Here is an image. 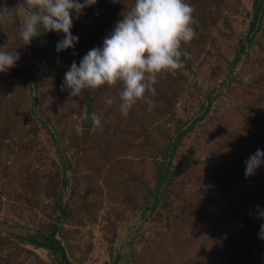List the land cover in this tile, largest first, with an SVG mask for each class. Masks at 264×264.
Masks as SVG:
<instances>
[{
	"label": "rangeland",
	"instance_id": "rangeland-1",
	"mask_svg": "<svg viewBox=\"0 0 264 264\" xmlns=\"http://www.w3.org/2000/svg\"><path fill=\"white\" fill-rule=\"evenodd\" d=\"M189 1L199 23L185 67L155 85L151 110L125 118L120 88L62 91L71 55L46 33L23 46L24 0H0L17 7L0 47L21 46L0 73V264H58L27 239L55 224L73 264H264V219L250 212L264 208V182L247 199L237 186L243 161L264 151V15L249 40L254 0ZM133 3L103 0L79 29L82 48L102 47ZM255 173L264 181V163Z\"/></svg>",
	"mask_w": 264,
	"mask_h": 264
},
{
	"label": "clouds",
	"instance_id": "clouds-1",
	"mask_svg": "<svg viewBox=\"0 0 264 264\" xmlns=\"http://www.w3.org/2000/svg\"><path fill=\"white\" fill-rule=\"evenodd\" d=\"M96 3L97 0H24L26 6L18 32L23 46L45 33L56 32L63 33L56 45L58 53L74 48L79 42L72 34L74 20ZM195 11L186 0H135L134 6L116 21L112 33L104 38L102 47L90 49L79 64L71 63L61 90H69L70 97L75 98L85 90L120 88L119 111L123 117L127 118L138 104H146L151 110L155 85L168 75L175 77L190 57L183 45L196 38L194 25L199 21L194 17ZM16 16L17 7L0 5V26L12 25ZM17 48L8 51V45L0 47V73L16 67L21 58ZM113 103V97H105L107 106ZM90 119L94 127L102 128L100 116L92 113ZM262 163L264 151L257 149L245 161V177L254 175ZM257 211L258 218L264 219V210ZM260 238L264 239V224L260 225Z\"/></svg>",
	"mask_w": 264,
	"mask_h": 264
},
{
	"label": "trees",
	"instance_id": "trees-1",
	"mask_svg": "<svg viewBox=\"0 0 264 264\" xmlns=\"http://www.w3.org/2000/svg\"><path fill=\"white\" fill-rule=\"evenodd\" d=\"M134 2H135V0H134ZM102 4H103V0H97V3L95 5L84 9V14L78 20H74L73 28H72V34L74 36H77L78 37V35H79L78 32H79V29L82 30V25H85L87 21H88V23H90L89 20L93 19V18H91V15H92V13L94 11V8L97 9L100 6H102ZM189 4H191V3H189ZM133 6H134V3L133 4H130L129 5V10ZM253 8H254V15H253V21H251L252 23H251V28H250V30L252 31V35L249 37V40H253L255 34L261 28V22L260 21L262 20V17L264 15L263 0H254V6H253ZM90 11H92V12H90ZM73 15H75V14H73ZM84 36H86V35H84ZM46 37L49 40L48 42H51V43H49L50 44V48L53 47L54 49H56L57 42L63 39V33H59V34H57L56 32L46 33ZM78 38H79V42L75 45L74 48H70V49L64 51V55H71L70 58L67 57V58H69L67 61H69L70 64H71V62L74 61L73 60L74 58H76L77 62H79L81 60V58L90 49H92L94 47V46L92 47V44H87L86 49L82 48V43H81L82 42V38L81 37H78ZM60 53H62V55H63V51L60 52ZM105 87H101L100 90L103 89V88H105ZM206 112L202 113V116H204ZM183 123H184V121H182L181 123L179 122L178 123V127L181 128L182 125H183ZM193 125H194V122L192 123V126ZM175 138L174 139L177 142V137H175ZM56 139L57 138L55 137V140ZM172 142L174 143V147L173 148H168L167 151H166L168 153L167 156L170 157V159H169L170 162H168L167 165H166V167L163 169L164 171L162 172V175L160 176V180L161 181H164V180L167 179V177H168V171H169V166L171 165L170 164L171 163V159L174 156L176 143H175V141H172ZM241 167H242L241 168L242 172H240L241 179L243 180V183H245L246 185H237L238 186V192L241 194V191L243 190V192H244V195L243 196H244L245 199H247V197H248L249 194L250 195H261L262 191L259 188H255V185L254 184L261 183V182H264V181L262 179H260V176L259 177L256 176V173H254V175H251V176H249L247 178L245 177V174H244L245 173L244 168L246 167L245 160L241 164ZM250 181H254V182H250ZM262 195H264V193ZM158 201L159 200L156 198L155 199V202L153 204V207L158 203ZM232 203L234 204L235 201L233 200ZM234 205H236V204H234ZM258 208L260 210H264L263 207L261 208V205L258 206L257 209ZM250 212L253 213V214L254 213H257V215H258V211H252L251 210ZM252 216L253 215L250 214L249 215V219L252 218ZM249 219L247 221H245L243 224H248ZM58 228H59V224H55L53 226L52 230L49 233L37 232V233H34L33 235H30L27 239H28V241L31 244H33L36 247L47 248L49 250H52L54 253H56L57 254L56 256L58 258V264H73V262L69 259V256L67 254V251H66L64 245L62 244V242L60 241V239H58L56 237V233L58 231ZM258 234H260V232ZM240 248L242 249L241 250L242 252L241 253L238 252L239 253L237 255L238 257H242L243 255H245L247 252H244V249L249 248V246H248V244H244Z\"/></svg>",
	"mask_w": 264,
	"mask_h": 264
}]
</instances>
